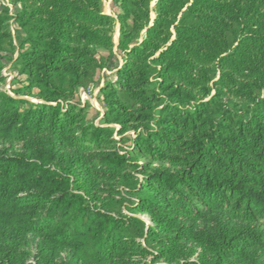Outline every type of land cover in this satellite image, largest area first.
I'll return each mask as SVG.
<instances>
[{"label": "trees", "instance_id": "trees-1", "mask_svg": "<svg viewBox=\"0 0 264 264\" xmlns=\"http://www.w3.org/2000/svg\"><path fill=\"white\" fill-rule=\"evenodd\" d=\"M9 1L0 264H264V0H157L153 20L150 0H114L122 62L98 87L101 124L75 93L114 18L100 0Z\"/></svg>", "mask_w": 264, "mask_h": 264}, {"label": "rangeland", "instance_id": "rangeland-1", "mask_svg": "<svg viewBox=\"0 0 264 264\" xmlns=\"http://www.w3.org/2000/svg\"><path fill=\"white\" fill-rule=\"evenodd\" d=\"M102 12L110 15L114 18V23L111 31V36L113 40V47L110 50L98 49L97 50V59L99 61L98 67L95 71L94 78L86 81L85 85L78 88L75 93V101L80 103L83 107L86 108V118L89 121L94 122L95 124H101L102 114H103V104L101 102V96L99 93V86L102 85L103 81L108 78H115V70L120 66L122 62V53L118 49V40H119V24L117 21V15L120 12V9L117 3L114 0H100ZM157 0H150V16L153 20L155 17V5ZM104 4V5H103ZM0 5L7 7L10 13L15 12V6L9 0H0ZM11 23V30L13 34V46L14 48L8 47L6 51L2 53L1 59V73L5 77L4 83L1 85V89L7 93L13 95V88L18 87L21 81L25 79L24 75H20V65L17 59V47L19 44V38L21 36L20 31L17 29L16 25ZM135 41H140V38ZM32 101L36 99L33 97L28 98ZM127 135V134H126ZM114 138L118 139L119 137L115 134ZM125 146H129L130 142L127 141L124 143ZM7 146L11 149L17 147L13 143H4L0 142V147ZM129 202L126 201L122 207H118L123 214H132L136 217L142 219L146 224H150V218L147 214H143L137 211L131 212L127 206ZM143 243L142 240H140Z\"/></svg>", "mask_w": 264, "mask_h": 264}, {"label": "bare ground", "instance_id": "bare-ground-1", "mask_svg": "<svg viewBox=\"0 0 264 264\" xmlns=\"http://www.w3.org/2000/svg\"><path fill=\"white\" fill-rule=\"evenodd\" d=\"M104 5V4H103Z\"/></svg>", "mask_w": 264, "mask_h": 264}]
</instances>
